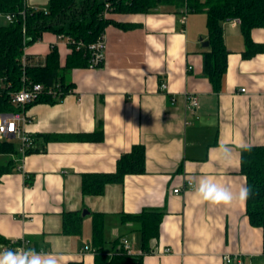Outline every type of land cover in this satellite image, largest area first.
<instances>
[{
	"label": "crops",
	"instance_id": "0c3cea01",
	"mask_svg": "<svg viewBox=\"0 0 264 264\" xmlns=\"http://www.w3.org/2000/svg\"><path fill=\"white\" fill-rule=\"evenodd\" d=\"M181 12L162 6L144 14H111L132 28L107 27L104 64L69 71L65 81L73 93L62 101L28 107L26 130L35 152L23 160L11 155L16 166L0 177L2 238L26 239V249L63 254L66 264H95L96 253L81 254L84 247L95 249L94 215L107 217L108 255L123 238L145 251L135 224H123L121 217L148 211L159 214L160 233L141 264H227L226 256L237 258L232 264H264L263 230L251 225L247 200L212 205L196 193L201 177L233 193L247 188L239 145H264V53L244 58L240 24L226 22L227 69L216 91L203 71L207 16L188 14L183 25ZM252 39L264 44V30H254ZM57 42L45 33L28 53L44 62ZM56 45L64 67L71 51L64 42ZM187 93L198 96L196 111L186 108ZM221 144L231 149L230 158L217 151ZM137 145L145 147L143 174L107 185L101 196L83 194L84 174L114 173L117 161ZM8 160L0 156V163ZM188 180L195 187L183 189ZM177 188L181 193H174ZM65 213L82 216L80 235L63 233Z\"/></svg>",
	"mask_w": 264,
	"mask_h": 264
},
{
	"label": "trees",
	"instance_id": "16d2710c",
	"mask_svg": "<svg viewBox=\"0 0 264 264\" xmlns=\"http://www.w3.org/2000/svg\"><path fill=\"white\" fill-rule=\"evenodd\" d=\"M106 4L112 7L111 14H144L153 12L160 5L172 6L177 11L187 9L188 14L205 13L209 51L203 55L204 75L210 80L216 91L220 90L222 76L227 69L229 51L224 41V24L238 19L245 41L244 58H251L264 53V44L255 43L252 39L254 30H264V0H48L45 10H34L25 6L24 0H0V80L5 88L0 97V112L13 111L8 93L22 88V77L25 75L34 83L51 86L61 83L66 89V74L77 67H88V56L84 49L68 55L64 67L60 64L57 48L47 55L43 65H29L23 70L21 57L23 42L32 46L43 38L45 33L65 35L76 42L88 46L97 41L108 26L114 25L123 29L132 25L116 22L112 18H103ZM25 11V18L20 14ZM16 14L12 23H3L1 14ZM110 14V15H111ZM31 58V57H29ZM11 86H8V84ZM50 98H41L35 103H57ZM34 103V104H35ZM33 105V104H32ZM30 107V106H29ZM35 152L31 149L27 155ZM18 154L16 143L0 142V156H8L6 163H0V177L10 173L16 166L10 156ZM19 156V154H18ZM145 147L134 146L130 153L124 154L118 161L114 173L84 174L82 192L84 195L101 196L109 184L123 183L128 175H140L145 172ZM241 172L247 178L250 195L247 198V216L251 225L261 228L264 234V145L248 147L241 150ZM106 216L94 215L93 247L96 250L95 264H141L139 257L125 253L108 257L105 253ZM133 222V230L139 232L145 252L150 242L159 237V214L143 211L140 214L123 215L121 223ZM82 216L77 213H65L63 233L80 235ZM9 240L0 236V246L8 245ZM119 240L112 242L113 249ZM70 264H82L71 262Z\"/></svg>",
	"mask_w": 264,
	"mask_h": 264
},
{
	"label": "built area",
	"instance_id": "2783aa9c",
	"mask_svg": "<svg viewBox=\"0 0 264 264\" xmlns=\"http://www.w3.org/2000/svg\"><path fill=\"white\" fill-rule=\"evenodd\" d=\"M25 6L29 7L24 0ZM34 10H41L38 8H32ZM45 10V8H43ZM112 12V7L110 4H106L105 10L103 12V18H108ZM181 23L186 25L188 11L187 9L182 10ZM23 18H25V11L20 13ZM16 14H1V18L6 23H12L16 19ZM235 24H240L238 19L232 20ZM57 43L64 42V44L68 47V49L72 52L70 46H75L76 50L84 49L88 56V67L91 70H96L100 68L106 58V50H107V41L105 32L97 39L96 42L85 46L83 42H76L72 38L65 35H56ZM42 40V39H41ZM39 40V41H41ZM38 41V42H39ZM57 43L51 45V50L57 48ZM29 46L26 44V40L23 42V54L21 57V64L23 66V70L27 68L29 65H43L44 62H41L39 59L29 55L28 50ZM31 57V58H29ZM22 88L19 90L10 91L8 93V99L12 107H14L13 111L9 112H0V142H14L16 143V147L18 150V154L20 156V160H23L25 156H27V152L35 147V141L31 134H29L26 130V125L31 122V118L27 114L28 107L35 102L39 101L41 98H50L55 101H62L67 95L72 94L73 90L71 88L66 89L61 83H57L51 86H45L41 83H34L30 80L29 77L25 75V72L22 77ZM8 86H11L9 83ZM5 88V84L3 80H0V97H2L3 89ZM162 91L168 90L167 84L161 85ZM245 92V90H241ZM186 99V108L190 111H196L199 106V98L195 94H185ZM195 185L192 181L188 180L183 189H192ZM181 189L177 188L174 190L175 194L181 193ZM28 241L26 239L22 240H11L8 245L0 246V251H4L6 249L17 250L24 248L26 249L28 245ZM164 253H170L169 249H165ZM91 253L95 254L96 250L87 246L81 250V254ZM125 253L131 257H139L142 258L147 253L145 251H136L133 248V244L129 238H123L119 244V246L108 254L109 257H112L115 254ZM237 258H232L230 256L225 257V262L227 264H232L236 261Z\"/></svg>",
	"mask_w": 264,
	"mask_h": 264
},
{
	"label": "clouds",
	"instance_id": "9594fccd",
	"mask_svg": "<svg viewBox=\"0 0 264 264\" xmlns=\"http://www.w3.org/2000/svg\"><path fill=\"white\" fill-rule=\"evenodd\" d=\"M241 149L247 150V145L241 143ZM218 152L225 158H230L231 149L227 145H219ZM196 193L202 201L212 205H229L233 200L244 203L250 195V190L241 186L238 193H233L222 185L215 183L210 177H201L196 187ZM0 264H66L65 256L58 253L37 252L35 249H6L0 251Z\"/></svg>",
	"mask_w": 264,
	"mask_h": 264
},
{
	"label": "rangeland",
	"instance_id": "374dc122",
	"mask_svg": "<svg viewBox=\"0 0 264 264\" xmlns=\"http://www.w3.org/2000/svg\"><path fill=\"white\" fill-rule=\"evenodd\" d=\"M26 3L29 7L38 8V9H43V8H46L48 6V0H26ZM162 6H167V5H160V6L156 7V9H158L159 7H162ZM2 22L6 23L4 20H2ZM37 44H38V42L35 43L34 45L30 46V48L35 47V45H37Z\"/></svg>",
	"mask_w": 264,
	"mask_h": 264
},
{
	"label": "water",
	"instance_id": "95a60500",
	"mask_svg": "<svg viewBox=\"0 0 264 264\" xmlns=\"http://www.w3.org/2000/svg\"><path fill=\"white\" fill-rule=\"evenodd\" d=\"M204 45H205V46H209V42H205ZM87 214H88V212L85 211L83 215L85 216V215H87Z\"/></svg>",
	"mask_w": 264,
	"mask_h": 264
}]
</instances>
